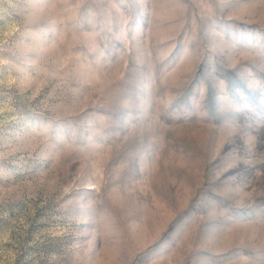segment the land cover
Here are the masks:
<instances>
[{"label":"rangeland","instance_id":"374dc122","mask_svg":"<svg viewBox=\"0 0 264 264\" xmlns=\"http://www.w3.org/2000/svg\"><path fill=\"white\" fill-rule=\"evenodd\" d=\"M0 264H264V0H0Z\"/></svg>","mask_w":264,"mask_h":264}]
</instances>
